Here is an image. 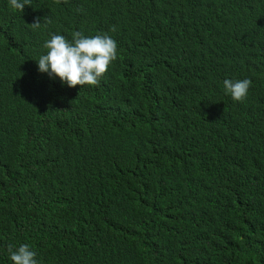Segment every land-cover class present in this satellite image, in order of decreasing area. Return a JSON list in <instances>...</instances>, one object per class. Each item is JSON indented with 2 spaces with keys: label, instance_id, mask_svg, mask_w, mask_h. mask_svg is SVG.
Segmentation results:
<instances>
[{
  "label": "trees",
  "instance_id": "trees-1",
  "mask_svg": "<svg viewBox=\"0 0 264 264\" xmlns=\"http://www.w3.org/2000/svg\"><path fill=\"white\" fill-rule=\"evenodd\" d=\"M29 2L0 0V264H264V0ZM76 31L117 42L98 85L35 71Z\"/></svg>",
  "mask_w": 264,
  "mask_h": 264
},
{
  "label": "clouds",
  "instance_id": "clouds-1",
  "mask_svg": "<svg viewBox=\"0 0 264 264\" xmlns=\"http://www.w3.org/2000/svg\"><path fill=\"white\" fill-rule=\"evenodd\" d=\"M29 0H8L11 9L22 12ZM51 21L44 18L45 26ZM32 29H39L41 22L39 18L29 25ZM117 29L113 26L110 31ZM43 48L46 54L39 57L38 67L35 71L40 75L48 74L49 77H59L69 87L76 85H98L102 76L108 70L110 64L117 59V42L107 33L95 36H85L82 32L72 33L71 41L63 35L53 34L50 39L44 42ZM223 90L231 96L234 101H243L252 81L245 79H224ZM9 258L12 264H37L35 252L28 244H21L18 247L9 245Z\"/></svg>",
  "mask_w": 264,
  "mask_h": 264
}]
</instances>
